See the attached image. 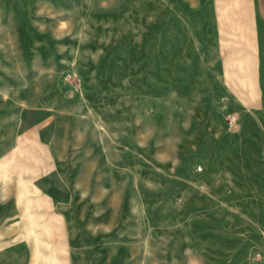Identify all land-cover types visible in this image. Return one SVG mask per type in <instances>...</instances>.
<instances>
[{
    "label": "rangeland",
    "instance_id": "obj_1",
    "mask_svg": "<svg viewBox=\"0 0 264 264\" xmlns=\"http://www.w3.org/2000/svg\"><path fill=\"white\" fill-rule=\"evenodd\" d=\"M252 5L0 0L1 92L62 131L2 155L33 172L0 195V264H264V104L234 133L236 85L264 99Z\"/></svg>",
    "mask_w": 264,
    "mask_h": 264
},
{
    "label": "crops",
    "instance_id": "obj_2",
    "mask_svg": "<svg viewBox=\"0 0 264 264\" xmlns=\"http://www.w3.org/2000/svg\"><path fill=\"white\" fill-rule=\"evenodd\" d=\"M260 9L261 8L258 5H252L251 13L248 18L245 19L237 17V20H240L239 23L241 27V32L246 33V35L250 37L251 44L254 45V48H256V53L252 52L251 54V56L256 58L260 57L258 54V52L260 51L258 48L260 42V25H263L264 33V22H262V24L260 23V20H264V14H259ZM240 16H243L242 13H240ZM262 16L263 19L261 18ZM258 67L259 65L257 63L256 69ZM237 86L238 85H236L234 89L236 90L237 95L236 106H238L239 108L237 111L240 114V122L234 133L236 134V138L239 137V133L243 138L244 136L248 137L249 135H253V133H255L253 129H244L247 124L244 122L252 121L255 116L254 111H249L248 109H250L251 107H259L260 105H263L264 99L260 98V92H257L259 89H257L258 87L255 88L254 84L251 85L250 90H253L254 88L256 90L249 93H245V95H243L242 85H240V88ZM1 90H4V88L0 87V144H3L0 147V161L1 159H3L2 155L7 154L11 151L10 146L12 144L26 143V148L28 149L30 144V148L32 150V145L34 143V137L36 133H62L59 126L56 127L52 125V119L50 115L40 114L39 116H36L34 105L20 103L18 99L13 98L9 94H3ZM258 116L261 115L258 114ZM260 133H264V131ZM249 144L252 147L253 145H256V143L253 141L249 142ZM262 145L264 146V142ZM28 149L23 150V152L25 151L28 153ZM261 152H264V150H262ZM31 172H33V169L29 167L25 169L18 168L16 169V171H12V173L11 169H2L1 167L0 195L3 196L11 192L13 193V195H15V199L19 200L20 195H24L25 193H27V191H29L28 186H32V184L30 183L31 178L29 177V174H31ZM7 187H10L11 191H8ZM17 210V206H15L14 212H16ZM2 233V215L0 214V245L2 244Z\"/></svg>",
    "mask_w": 264,
    "mask_h": 264
},
{
    "label": "built area",
    "instance_id": "obj_3",
    "mask_svg": "<svg viewBox=\"0 0 264 264\" xmlns=\"http://www.w3.org/2000/svg\"><path fill=\"white\" fill-rule=\"evenodd\" d=\"M235 120H236V115H231L228 122L231 125L233 122H235Z\"/></svg>",
    "mask_w": 264,
    "mask_h": 264
}]
</instances>
